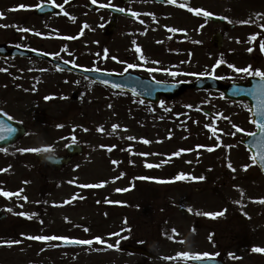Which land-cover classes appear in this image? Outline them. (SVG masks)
Segmentation results:
<instances>
[{
  "label": "rangeland",
  "instance_id": "374dc122",
  "mask_svg": "<svg viewBox=\"0 0 264 264\" xmlns=\"http://www.w3.org/2000/svg\"><path fill=\"white\" fill-rule=\"evenodd\" d=\"M14 1L19 0H0V12L4 14V17L0 18V25H7L0 26V42L8 44L12 43L15 37L9 27L12 13L8 8ZM28 1L32 6L41 2ZM131 6L141 14H153L162 10L161 15L176 16L173 11L150 6L144 0ZM204 10L226 16L230 23L237 24L236 30L227 29L225 33L230 41L226 47L233 48L234 40L240 31L264 32V27H261L264 25V0H204ZM90 16L94 18L91 26L92 43L98 47L105 40H110L102 34L107 17L105 13H90ZM243 17L249 18L251 23H239L244 20L241 19ZM172 25L176 27L177 23L172 20ZM250 26L253 29H248ZM216 27L221 30L219 25L213 24L204 29V44L206 43L210 50L204 55V72L213 71V66L218 61V54L211 47V35L206 34ZM123 33L124 31L120 30L108 42V57L102 61L99 59L102 67L123 70L128 59L138 61L136 52L129 50L133 49V46L129 44V47L125 48L123 45ZM25 35L29 33L25 32ZM246 53L249 57H255L253 51ZM231 57L227 56L228 59ZM251 61L254 62L253 59ZM262 61L260 57L259 64ZM229 64L238 67L234 62L218 66L215 68L216 75L226 77V71H235L228 67ZM263 65L264 63L260 66ZM3 69L19 74L15 80L18 82V88H13V77ZM46 96L53 98L46 100ZM71 105L74 107L70 108ZM237 105L240 104L225 102L220 94L209 90L186 91L175 99H164L156 108L139 107L141 105L138 102L134 105H123L118 103L117 94L104 91L85 79L60 75L43 64L29 61H0V110L20 120L28 128V133L7 148V151L0 150V169H7L0 171V187L8 189L7 192H12L11 189H15L14 193L21 190L20 195L14 198L0 196V209L9 215L6 221L0 222V241L13 240L11 230L15 228L16 219L21 217L18 213L31 211L38 204V195L42 188H45L49 193L45 192L44 195V223H40V226L47 228L41 233L54 231L74 235L77 234L76 229H81L82 233H78L92 240L93 248L57 251L35 246L33 252L35 255L38 253V264H134L140 260L137 256L114 251L115 246L124 243L145 245L160 255L161 259L152 260L148 264H182L179 262L185 258L177 255L180 252L218 251H221L220 255L225 256L228 264H264V253L248 252L242 247L244 242L249 240L253 241V246L264 247V204L258 202L260 198H264V178L259 177V184L254 185L256 191L249 194L253 200H245L252 203L242 207L248 218L232 217L230 213L217 218L197 215L199 212L222 210L215 205H223V201L212 197L211 194H214L213 189L217 190L220 186L206 179L203 187L199 179H191L192 176L201 175L196 168L198 163L204 161V169H209L210 178L224 169L230 176L237 177L241 175L239 167L251 160L250 154L238 145L237 141H232L230 136L220 139V133L216 131L217 135H213L212 132L213 128L224 134L235 131L233 124L243 121L244 117ZM242 105L245 106L244 103ZM201 107L210 109L215 117L208 118L203 115L198 111ZM114 124L120 126L115 132L112 131ZM58 125L63 126L57 127ZM100 127H103V132L98 130ZM127 137L136 139L129 140ZM144 140L150 143H144ZM70 142L82 144L85 151L60 172L37 162L34 152L19 151L22 148L50 147V151L46 152L60 154ZM201 143L204 147L202 149L197 146ZM113 145L115 147L108 151ZM209 147L214 150L208 151ZM180 149L190 151H184L179 156L172 155ZM141 153L147 155H140ZM229 162L236 169L235 172L227 167ZM146 163L160 166L148 168ZM212 163L214 167L208 168ZM174 167L189 178L174 180L172 184L159 182L167 181L162 177V173ZM144 168L148 174H154L155 169L161 171L159 174L162 175H155L147 184V179H140L145 177L139 173ZM133 177L140 180V187L137 188L136 181L131 180ZM85 184L102 186L81 187ZM239 184L243 182L239 181ZM223 187L228 202H236L234 198L237 195L229 194L233 191L232 184L226 180ZM117 189L128 190L116 191ZM239 189V185H234V190ZM246 189L251 191L250 186ZM23 197H27V200ZM179 207L192 209L194 217L180 214ZM244 218L247 222L241 220ZM195 219L200 220V224L204 223V230L200 225H196L198 221ZM193 227L195 232L192 231ZM83 229H88L87 233ZM173 229L176 230L175 233ZM210 235L211 241L208 239ZM95 237H100L104 242L96 241ZM109 244L114 247L109 248ZM31 251L30 249L27 252ZM229 253L239 259L230 257ZM17 257L18 260L12 262L10 251L0 249V264H17L19 257L26 258L18 255Z\"/></svg>",
  "mask_w": 264,
  "mask_h": 264
},
{
  "label": "flooded vegetation",
  "instance_id": "af4514ba",
  "mask_svg": "<svg viewBox=\"0 0 264 264\" xmlns=\"http://www.w3.org/2000/svg\"><path fill=\"white\" fill-rule=\"evenodd\" d=\"M91 1L92 0H68V2L65 3V0H43L42 2H51L58 5H63L61 14H47L43 17L35 14L34 9L32 8L33 6L28 0L14 1L8 5L9 10L17 9L15 11L10 10L12 17L9 27L15 35L11 45H21L38 52H43L51 59L67 62L76 67L85 69L100 68L107 70V67H102L99 64V59L102 61L108 57V53L107 56L104 54L105 50H107V52L109 51L106 46L108 45V42L111 41V39L115 37V35H117L121 30L124 31L122 43L124 46H126L125 48H128V45L131 44L133 49L129 50L136 52L138 55V61L131 60L129 62L131 64L137 65V68L141 74L147 77H154L155 79L167 81H195L204 77V75L201 76L199 74L204 73V52L208 51V45H206V43L204 44V29L208 28V26L204 27V16H198L192 12H189L187 8L179 7V4L186 3L190 7L204 9V0L202 2L199 0H177L176 4H170L168 2L158 3L154 0H144L146 3L153 4L152 6L155 4L160 8L164 7L165 9H169L173 11L176 16L169 17L159 14H139L138 16H129L122 14L120 17H118L116 28L112 34L104 36L106 39L109 38L110 40H105L101 46L98 47L92 43L93 30L91 26L93 25L92 21L94 18L90 16V13L95 11H93V9H91L88 5V3ZM139 1L142 0H133L132 2L125 4H122L119 0H112L108 1L107 3L120 6L128 11L132 9V4ZM19 5H25L26 7L19 8ZM161 11L162 10H159L158 13H161ZM101 12L106 14L108 21L111 16V12L105 10H101ZM65 13L68 15H65ZM72 17H75V20H73ZM241 19L250 20L246 17ZM172 20L177 23L176 27H173ZM85 25H87V27H85ZM213 25L217 26L215 24ZM218 25L220 26L219 28L224 30L223 33L225 36V44L229 45L230 41L225 33L227 32V29L236 30L237 24L233 25L229 23L228 20H226V22ZM170 28H176L178 31L171 32L169 31ZM20 29H29L30 31H26L29 33V35L26 36L25 31H21ZM248 29L253 28L250 26ZM216 30H218L217 27L214 28L213 31L209 30V32L206 34L212 35ZM36 32H39L41 35H36ZM253 36L256 37L255 40L252 39ZM68 37H72V39H68ZM133 41H135V44H133ZM262 44H264V32L250 33L240 31L237 33L236 39L234 40L233 48H230L231 46L225 47L221 50H218V53L223 56H233V58H229V61L234 62L239 68L251 66L254 73L256 69L264 70V65L260 66L262 63H264V51L261 50ZM137 47L140 49L139 52L136 51ZM212 47L214 48L213 44ZM249 48L255 52V57H249V54L246 53ZM260 57L263 60L261 64H259ZM252 59L254 62H250ZM0 60L4 62L29 61L35 64H43L44 67L56 73L72 75L70 72L59 70L49 59H41L38 57H13ZM225 60L227 61V58H225ZM224 65H226V63ZM149 69L159 70L150 72ZM170 72H177L179 75L174 77L169 74ZM192 73H196L197 75H191ZM17 76H19V74L12 75L14 79L13 82L16 80ZM251 77L258 76H255L254 74L248 75L246 73H242V75H235L233 80L239 82H248L249 78ZM79 78L90 81L89 79L81 76H79ZM223 81L227 82L228 80L223 78ZM17 83V81L14 82L15 88H18L19 86H16ZM243 102L247 103L246 101ZM243 121L245 128L249 130L246 132H252L254 128H252V125L250 124V118L245 112ZM238 133V131L226 133L224 134V138L230 136L232 141L238 142L241 140V137L238 135ZM221 136L223 137V135ZM41 164L43 166H47V163ZM197 166L199 168L200 174L209 181L213 179H220L222 176H225L227 173H229L226 169H224L220 172H217L216 175H211L213 177L210 178L208 176L209 170H204V161L198 163ZM208 167H214L213 163ZM169 174L171 179L175 177V172L172 169L170 170ZM255 179L257 178H255L253 175L248 176L244 179V182H253ZM204 180H201L203 187ZM44 189L45 188H42L38 195V204L28 212V214L31 215V218L27 216L29 231L34 233L43 231L45 229L39 224L34 223V221H31L34 212H40L45 208V203L40 199L41 196H44ZM197 191L199 192L198 188ZM220 193L224 194L222 191ZM44 215L45 214L43 211V217ZM195 221H198V219H195ZM199 225L204 230V223ZM75 232L78 233L80 231L79 229H76ZM52 233H54V231H52ZM57 234H59V232ZM13 240H19L21 243L11 246L12 262L18 260L17 255L21 254L26 256L24 259L27 263L18 261L17 264H38L36 263L38 261V253L36 252V255L34 254V247H41L42 243L44 244L45 242L29 240L27 238H14ZM58 242L59 240H55L54 243L46 241V244L44 245L57 251L80 250V247L64 249L58 244ZM23 249L25 250L23 251ZM30 249L32 251L31 253H28L27 251ZM219 253L221 254V251H219ZM221 256L224 257L225 261V256ZM151 260L153 259L143 258L145 264H148V262Z\"/></svg>",
  "mask_w": 264,
  "mask_h": 264
},
{
  "label": "water",
  "instance_id": "95a60500",
  "mask_svg": "<svg viewBox=\"0 0 264 264\" xmlns=\"http://www.w3.org/2000/svg\"><path fill=\"white\" fill-rule=\"evenodd\" d=\"M48 8L47 5H43L38 12L43 14L45 10ZM114 20L110 30L113 28ZM214 40H216L219 44L221 42V37L219 35L214 36ZM221 46V45H219ZM32 55L33 53L24 50L21 48H15L12 50L6 49L4 45H0V56H14V55ZM85 74L91 76L95 80H99L106 84L111 85L117 89L128 90L134 93L137 96H140L144 99H148L152 102H160V95L165 94L166 96L172 97L178 95L180 92L184 91L186 87L193 86L198 88H211L216 90H222L225 93L227 98H242L249 97V93H245L242 91H237L235 84H231L228 86H224L219 83L216 79L212 78H204L203 80L197 81L196 83H177V84H168L157 82L153 80H147L138 75H117V74H106L101 72L88 71ZM237 92V94H236ZM236 94V95H235ZM209 112V111H206ZM9 129H14V131H9ZM26 133V129L20 124L18 121L12 120L9 117L0 114V146H8L14 143L19 137ZM261 141V136L258 133L255 138L252 140L246 141L249 149L252 151L253 155L257 152L264 151V147H258V143ZM68 152L71 153V156L66 157H56V156H47L44 154H40L38 156L39 159H47L52 165L61 167L62 164L68 163V161L72 158L73 155L79 154L81 152L80 146L75 144H71L68 146ZM260 166V165H259ZM261 167V166H260ZM262 169V168H261ZM264 171V169H262ZM6 215L0 212V220H4ZM121 250L130 251L132 253L138 254H148L144 248L141 247H132L130 245H126L121 248ZM191 263L194 264H222L220 260L206 259V260H192Z\"/></svg>",
  "mask_w": 264,
  "mask_h": 264
},
{
  "label": "snow or ice",
  "instance_id": "6c2138e0",
  "mask_svg": "<svg viewBox=\"0 0 264 264\" xmlns=\"http://www.w3.org/2000/svg\"><path fill=\"white\" fill-rule=\"evenodd\" d=\"M68 0H65V3H67ZM93 2L95 3V0H93ZM168 3L170 4H176L177 3V0H167ZM19 8H24L26 7L25 5H19L18 6ZM57 7H63V5H57ZM179 7L181 8H187V10L189 12H192L198 16H204V17H210L213 15V13L211 12H208L204 9H201V8H193V7H190L188 4L186 3H181L179 4ZM12 11H15L17 9H10ZM119 11L123 12L124 9H119ZM65 15H68L67 13H65ZM133 16H138L139 14L138 13H135L133 12L132 13ZM257 15H261V14H257ZM4 17V14L2 12H0V18H3ZM73 20H75V17H72ZM225 19H227V17H225ZM251 21L250 20H242V21H239V23H242V24H247V23H250ZM0 26H3V27H7V25H0ZM85 27H87V25H85ZM261 27H264V25H261ZM21 31H30L29 29H20ZM169 31L171 32H176L178 31V29L176 28H170ZM36 35H41L39 32H36L35 33ZM68 39H72V37H68ZM253 40L256 39L255 36L252 37ZM133 44H135V41H133ZM66 50V49H65ZM261 50L264 51V44L261 45ZM137 52L140 51L139 47H137L136 49ZM249 52L252 51L251 48L248 49ZM105 56H107V50H105ZM143 58V57H142ZM112 59H116V57H112ZM222 63H225V61L223 60H218L217 61V64L215 66H213V71L212 73H209V72H204V73H200L199 75L203 76V75H212L214 72H215V67H218L220 64ZM134 67H137V65L135 64H128L127 65V68H134ZM229 68H233L236 72L238 73H246L248 75H255V76H258L260 77L262 80H264V70H259V69H256L255 72L253 73V70L251 68V66H247V67H244V68H237L235 67L234 65L232 64H229L228 65ZM127 68L125 70H127ZM159 69H149V71H158ZM3 71H7V69H3ZM97 71H99V69H97ZM170 75L172 76H177L179 75V73L177 72H170L169 73ZM191 75H197L196 73H192ZM77 83H79L77 81ZM105 83H107L105 81ZM260 87H264V85L260 86ZM35 90V89H33ZM259 90V88H258ZM53 97L51 96H46L45 99L46 100H49V99H52ZM108 107H111V105H108ZM2 111V110H0ZM5 115H7V113H5ZM257 115L258 116H261V117H264V100H262L260 102V108L257 112ZM11 118V117H10ZM253 124L256 125V127L260 130V136H261V141L258 143V147H264V120H253L251 121ZM63 125H58L57 127H62ZM120 126L119 125H113L112 126V131L115 132ZM205 127H211V125H205ZM233 128H236V130L238 132H243L244 129L242 128H239L237 125L233 124ZM85 131H87V129H84ZM99 131L103 132L104 129L103 127H100L98 129ZM9 131H14V129H9ZM212 132H213V135H215L216 133V129L213 128L212 129ZM234 134V133H233ZM249 135H253L255 136L256 133H249ZM2 138V137H0ZM127 139L129 140H133V139H136L135 137H127ZM144 143H150V141L148 140H144L143 141ZM101 147H104V146H101ZM115 145L111 146L108 148V151H111L112 148H114ZM198 147H202V146H198ZM208 151H213L214 149L209 147L207 149ZM4 151H7L6 149ZM20 152H34V153H40V152H46V151H50V147H45V148H29V149H19ZM184 151H190V150H185V149H180L179 151L173 153L172 155H175V156H179L182 152ZM140 155H147L145 153H141ZM251 159V162L252 164H249V165H244L243 166V170H247L249 167H251L252 165L254 164H259L261 166L262 169H264V151H260V152H257L256 154L252 155L250 157ZM112 163H117L116 161H112ZM190 163V162H189ZM159 167L160 165H152V164H147L146 163V167L148 168H152V167ZM227 167L229 169H231L233 172L236 171V169L232 166L231 162H229L227 164ZM0 171H7V169H0ZM123 175V174H121ZM188 175H186L185 173H179L177 174L176 177H174L175 180H186L188 179ZM117 179H119V177H117ZM140 179H149L148 177H141ZM192 180H204L205 177L204 176H200V177H195V176H192L191 177ZM161 183H164L166 181H159ZM27 183V182H26ZM71 183V182H70ZM102 186L101 184H98V185H81V187H100ZM128 189H117L116 191H127ZM20 193L17 192V193H12V192H7V191H3L2 189H0V195H3L5 197H12L13 195H19ZM24 200H27V197H23ZM68 201H65V203H67ZM259 203H262L264 204V198H260L258 200ZM235 203H240V201H236ZM22 207V206H21ZM8 211H12V209H8ZM189 211H192V209H189ZM227 211V209H224V210H221V211H215V212H209V211H204V212H199L197 213V215H201V216H204V217H209V218H217V217H222L224 216L225 212ZM18 215L20 216H28L29 218H31V215L28 214V213H25V212H20L18 213ZM245 216H247L248 214L247 213H244ZM250 218V217H249ZM67 219V218H66ZM41 223H43L41 221ZM85 231H88V229H85ZM174 233L176 232L175 229L172 230ZM193 232H195V227H193L192 229ZM178 234V233H177ZM24 235V234H22ZM114 235H118V234H114ZM27 239L29 240H35V241H52V240H63L65 243L67 244H80V245H90L93 243L92 240H80V239H72V238H69V237H63V236H47V235H36V236H27ZM96 241L100 242V243H103L104 241L101 240L100 237H95L94 238ZM208 239L211 241L212 240V236L210 235L208 237ZM182 243L184 241H181ZM21 243V241L19 240H9V241H0V245H6L8 247H11L12 245L14 244H19ZM109 248H112L114 247V245L112 244H109L108 245ZM43 250V249H42ZM252 252H255V253H264V247H259V246H253L252 249H251ZM179 257H183V258H186V259H192V260H202L204 258H212L213 256H219V253H208V252H203V253H200V252H180L177 254ZM230 257L234 258V259H239V257H236L233 253H229L228 254ZM166 259H170V258H167Z\"/></svg>",
  "mask_w": 264,
  "mask_h": 264
}]
</instances>
